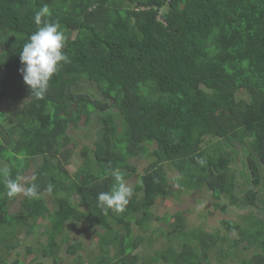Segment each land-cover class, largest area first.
I'll return each instance as SVG.
<instances>
[{
	"label": "trees",
	"instance_id": "16d2710c",
	"mask_svg": "<svg viewBox=\"0 0 264 264\" xmlns=\"http://www.w3.org/2000/svg\"><path fill=\"white\" fill-rule=\"evenodd\" d=\"M45 4L50 13L42 24L60 25L68 62L36 99L19 71V53ZM82 82L104 99L80 92ZM239 92L248 98L239 100ZM77 98L81 108H73ZM3 103L0 169L23 178L31 161L41 163L25 186L38 185V195L25 196L19 213L10 211L19 195L7 197L0 174V264H26L9 258L23 231L30 235L43 221L39 251L52 264H64L65 246L75 264H264V0H0ZM82 120V127L96 122L99 130L93 147L77 155L82 163L72 175L77 144L69 131ZM237 144L249 148L251 188L242 192L229 153ZM142 158L147 169L124 211L104 212L97 194L112 186L111 169L126 181L138 173L131 160ZM171 169L182 195L208 191L223 211L227 200L263 212L224 220L215 232L191 229L183 211L157 217L158 200L181 194L171 190ZM72 224V232L88 225L98 238L87 258L80 253L86 243L66 231ZM160 238L153 255L141 254Z\"/></svg>",
	"mask_w": 264,
	"mask_h": 264
},
{
	"label": "rangeland",
	"instance_id": "374dc122",
	"mask_svg": "<svg viewBox=\"0 0 264 264\" xmlns=\"http://www.w3.org/2000/svg\"><path fill=\"white\" fill-rule=\"evenodd\" d=\"M80 92H90L93 95H95L98 98L104 99V97H100L98 95L97 90L95 89V86L87 83L82 82L79 85ZM96 90V91H95ZM248 98L247 94L245 92H239L238 99H246ZM73 108L77 107L81 108L83 106V103L79 101V99H73ZM5 108V103L0 104V110H3ZM80 125L78 127L71 126L69 135L73 137V143L77 146L73 147L72 150L76 156L73 157L72 164L68 167V170L73 175L74 173H77L78 168L81 165V160L77 156L83 148L85 147H93V143L95 142L96 133L99 130L98 124L96 122L92 123V125L88 126L87 128H84L86 126L83 125V120L79 123ZM84 126V127H82ZM84 128V129H82ZM211 138L207 137L205 138L204 144L207 145ZM213 142V141H212ZM229 153L231 157L234 159L232 164V169L237 177L238 186L240 192L250 189L251 187L249 185H246V179L247 175L249 174V171L247 170V159L249 154V148L245 145L237 144L233 148H229ZM131 162L135 165L137 168L138 173L132 174L131 177H128L126 179V182L128 186L132 189L135 184L140 180V175L144 174L147 166H148V160L147 159H133ZM41 163V160H35L31 161L30 165L31 168L29 171L25 174L23 177L22 183L26 186L27 183L31 181L33 176L35 175L34 169L39 166ZM169 177L172 179L171 181V190L174 192H180V185H182L180 182L176 181L179 178V173L174 172L171 170H168ZM126 176V174H124ZM123 175V176H124ZM175 180V181H174ZM181 193V192H180ZM244 195V192L242 194H239V197H242ZM177 197H169L167 199L158 200L156 203L155 208L153 209V214L157 217H164L166 215H172L177 211H183L186 213V218L188 225H190V228L195 227H202L207 232H215L218 231L217 229L222 227V222L224 220L229 222H239L240 218L247 214V212H254L256 215L262 214V210L260 207H248L243 204L231 206L228 204L227 200H222L220 203L227 204V208L225 211L221 207L214 206L215 203H217L212 196L211 192H204V191H193L188 195H182V193L179 195L177 193ZM260 197H264V190H262L259 193ZM25 198V195L20 194L19 198L16 202H14L11 207L10 211L11 213H19L21 211V202ZM47 201L49 202L50 199L48 198ZM249 210V211H248ZM261 216V215H260ZM169 222H172L174 219L169 218ZM47 224V222H40L35 228V232L28 235L25 231L20 235L19 238V246L17 249L14 250L13 255L9 258L10 262L15 261V259L24 260L26 264H38L40 262H43V264H52V261L49 259H44L42 255H40L39 248L42 246L43 243L46 242V238L42 237L41 234L44 231V226ZM170 224V223H169ZM166 225V224H164ZM192 226V227H191ZM74 227V224L70 226V228H67L66 231L71 234L76 240L79 241L82 240L86 243L85 250L86 251H80L81 254H84L85 258L86 255L90 254L91 250L96 251V245L98 242V238L95 236L94 231H92L88 225H80L79 228L75 229V231L71 230V228ZM118 228V227H117ZM77 230V231H76ZM101 231V230H99ZM235 238V236H233ZM156 244L153 245V248H148V246L143 245L141 250V254L143 256H151L154 254L153 250L159 249L163 246L164 240L159 239ZM30 249L33 251L29 253ZM19 254V255H18ZM61 257L63 259L64 264H75L74 258L75 256L72 254L67 253V246H65L62 250ZM214 264H216V260L213 261ZM84 264H87L85 262ZM211 264V263H210ZM225 264H238L236 259H231L228 262H225Z\"/></svg>",
	"mask_w": 264,
	"mask_h": 264
},
{
	"label": "clouds",
	"instance_id": "9594fccd",
	"mask_svg": "<svg viewBox=\"0 0 264 264\" xmlns=\"http://www.w3.org/2000/svg\"><path fill=\"white\" fill-rule=\"evenodd\" d=\"M49 13L47 4L35 13L34 23L37 25V30L30 35L19 53L22 65L19 71L31 95L36 99H42L46 95L49 82L59 67L68 62V57L63 51L66 37L60 25L55 22L42 24V17ZM0 174L5 176L6 195L9 199L20 194L27 197L38 195V185L35 183L25 187L22 183L23 178L19 175L15 179L11 178L7 175V169H0ZM111 176L114 182L108 191L97 194V206L104 212L111 210L114 213H121L129 203L132 189L119 168L111 169ZM53 188L52 184H48L46 190L51 193Z\"/></svg>",
	"mask_w": 264,
	"mask_h": 264
}]
</instances>
